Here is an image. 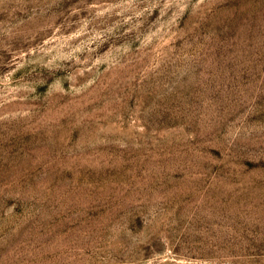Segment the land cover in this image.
I'll list each match as a JSON object with an SVG mask.
<instances>
[{
  "label": "rangeland",
  "instance_id": "1",
  "mask_svg": "<svg viewBox=\"0 0 264 264\" xmlns=\"http://www.w3.org/2000/svg\"><path fill=\"white\" fill-rule=\"evenodd\" d=\"M0 264H264V0H0Z\"/></svg>",
  "mask_w": 264,
  "mask_h": 264
}]
</instances>
